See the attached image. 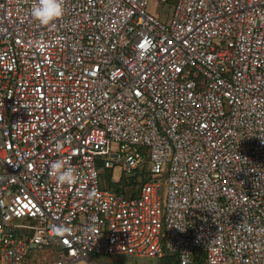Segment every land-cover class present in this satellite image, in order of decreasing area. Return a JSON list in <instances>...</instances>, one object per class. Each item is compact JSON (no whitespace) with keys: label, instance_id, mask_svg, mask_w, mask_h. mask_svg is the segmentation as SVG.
<instances>
[{"label":"built area","instance_id":"2783aa9c","mask_svg":"<svg viewBox=\"0 0 264 264\" xmlns=\"http://www.w3.org/2000/svg\"><path fill=\"white\" fill-rule=\"evenodd\" d=\"M156 1L0 0V264H264V0Z\"/></svg>","mask_w":264,"mask_h":264},{"label":"clouds","instance_id":"9594fccd","mask_svg":"<svg viewBox=\"0 0 264 264\" xmlns=\"http://www.w3.org/2000/svg\"><path fill=\"white\" fill-rule=\"evenodd\" d=\"M63 14V0H35L30 9L31 18L40 25H49ZM49 167L50 175L55 178L58 185H74L80 180L78 169L67 160H55ZM94 195L91 191L87 193L89 199Z\"/></svg>","mask_w":264,"mask_h":264},{"label":"rangeland","instance_id":"374dc122","mask_svg":"<svg viewBox=\"0 0 264 264\" xmlns=\"http://www.w3.org/2000/svg\"><path fill=\"white\" fill-rule=\"evenodd\" d=\"M148 11L151 12L154 15L160 16L162 20H168L169 14L172 12V5L171 4H164L160 5L156 0H150L148 4ZM102 169H105L102 166ZM119 169L116 168L114 170V180L119 175ZM131 175H129L130 177ZM138 193H135L134 195H137ZM47 249H38L34 250L32 252V257L34 259H39L41 257L47 256ZM92 258L98 263V264H160V261L154 258H138L134 256L129 255H118V256H109V255H97L92 254Z\"/></svg>","mask_w":264,"mask_h":264},{"label":"trees","instance_id":"16d2710c","mask_svg":"<svg viewBox=\"0 0 264 264\" xmlns=\"http://www.w3.org/2000/svg\"><path fill=\"white\" fill-rule=\"evenodd\" d=\"M101 171V181L103 188H110L116 192H125L127 195L134 196L135 193H138L144 179L147 174L137 171L135 174L129 175L122 173L118 180L113 179V169H102V166L99 167ZM138 177H144L142 181H137ZM141 179V178H140ZM160 264H177V259L174 254H167L162 258H158Z\"/></svg>","mask_w":264,"mask_h":264},{"label":"crops","instance_id":"0c3cea01","mask_svg":"<svg viewBox=\"0 0 264 264\" xmlns=\"http://www.w3.org/2000/svg\"><path fill=\"white\" fill-rule=\"evenodd\" d=\"M118 177H119V175H118Z\"/></svg>","mask_w":264,"mask_h":264}]
</instances>
